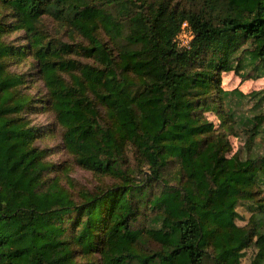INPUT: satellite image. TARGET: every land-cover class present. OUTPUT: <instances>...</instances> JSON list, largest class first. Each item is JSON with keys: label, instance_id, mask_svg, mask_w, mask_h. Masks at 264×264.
Listing matches in <instances>:
<instances>
[{"label": "trees", "instance_id": "trees-1", "mask_svg": "<svg viewBox=\"0 0 264 264\" xmlns=\"http://www.w3.org/2000/svg\"><path fill=\"white\" fill-rule=\"evenodd\" d=\"M45 18L80 40L52 39ZM26 53L64 149L111 183H61L9 67ZM231 71L264 77V0H0V264H264V152L228 155ZM263 120H246L251 141Z\"/></svg>", "mask_w": 264, "mask_h": 264}, {"label": "rangeland", "instance_id": "rangeland-1", "mask_svg": "<svg viewBox=\"0 0 264 264\" xmlns=\"http://www.w3.org/2000/svg\"><path fill=\"white\" fill-rule=\"evenodd\" d=\"M180 2L182 0H179ZM186 1V0H184ZM43 23L46 26L49 36L57 40L59 37L67 40L68 42L79 41L80 37L77 34L72 35L69 31H64L59 28L58 24L51 19L45 18ZM182 30V29H181ZM180 30V35L176 37L177 43L181 46L187 45L188 41L192 37V33L188 27H185L183 31ZM11 42L15 45H24L26 42L23 40L22 32L15 31L8 35ZM21 57L20 60L14 61L9 65L10 69L17 73H25L28 82L25 85H29V91L35 96V106H32L28 118L31 124L38 128L40 137L38 143L47 147L50 151L47 157L53 165L60 167V180L74 195L80 190H90L96 187L112 182V179L108 176H99L91 171L84 169L75 164L72 155L67 152L62 144V128L58 126L54 119V113L43 106L41 99L43 98L44 87L39 76L36 75V71L33 67V57L26 53ZM83 59V57H80ZM11 62V60H10ZM243 74L248 73L246 76L256 75L251 70V66H247L243 69ZM221 85L224 89L231 90L237 87L241 90L242 94H232L231 97L224 99V108L230 104L231 111L234 112L237 123L228 129L227 135L229 139V151L228 155L237 152L242 158L257 155L264 152V120L260 126L259 133L251 141L247 132L248 123L246 120L253 115L264 113V98H261L262 92L264 91V77H251L242 79L241 76L235 74L233 71L223 73L221 76ZM254 92H258L254 95ZM209 120H211L216 128L220 125L221 120L218 118L216 112L206 113ZM254 123V122H253ZM226 132V130H225ZM128 163L129 166L135 167V160L132 150H128ZM54 170V169H53ZM51 172L52 175L56 173L54 170ZM137 175V174H136ZM138 178V177H136ZM239 216L236 221L238 224L246 222L250 215V205L247 203H240L237 206ZM252 247L245 250L242 261L246 263L252 254Z\"/></svg>", "mask_w": 264, "mask_h": 264}, {"label": "built area", "instance_id": "built-area-1", "mask_svg": "<svg viewBox=\"0 0 264 264\" xmlns=\"http://www.w3.org/2000/svg\"><path fill=\"white\" fill-rule=\"evenodd\" d=\"M187 27V23L186 22H183L182 25H181V31H183V29ZM181 33V32H180ZM180 33L177 35V37L180 35Z\"/></svg>", "mask_w": 264, "mask_h": 264}]
</instances>
